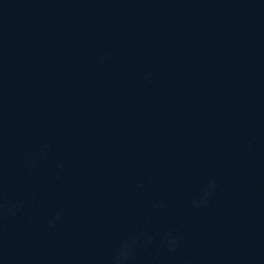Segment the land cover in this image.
Masks as SVG:
<instances>
[{"label": "water", "instance_id": "obj_1", "mask_svg": "<svg viewBox=\"0 0 264 264\" xmlns=\"http://www.w3.org/2000/svg\"><path fill=\"white\" fill-rule=\"evenodd\" d=\"M0 264H264V0H0Z\"/></svg>", "mask_w": 264, "mask_h": 264}]
</instances>
